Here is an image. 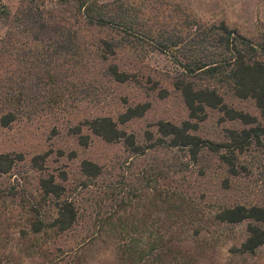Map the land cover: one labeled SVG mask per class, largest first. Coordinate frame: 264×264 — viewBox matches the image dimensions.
I'll use <instances>...</instances> for the list:
<instances>
[{"label": "trees", "instance_id": "16d2710c", "mask_svg": "<svg viewBox=\"0 0 264 264\" xmlns=\"http://www.w3.org/2000/svg\"><path fill=\"white\" fill-rule=\"evenodd\" d=\"M0 21L6 28L0 38V130L26 126L39 115H63L73 102L91 101L97 105L95 112H80L78 120L69 122L68 132L77 146L88 151L97 142L122 145L128 153L126 165L164 150L171 154L168 162L175 166L181 161V168H169L161 174L163 181L177 175L187 183L183 176L188 175L196 185L209 175L215 162L226 174L220 189L227 191L245 175V157L264 159V123L260 121L264 122V34L253 40L225 22L207 23L183 0H59L52 8L46 0H22L13 14L3 7ZM154 52L169 57L174 74L162 75L163 79L147 74V60ZM114 86L128 94L109 96ZM172 91L184 104L186 120L179 124L159 120L156 134L147 131L143 139L125 129L149 113L154 98L168 99ZM109 98L114 102L112 108L97 110ZM239 102L248 109H239ZM212 112L221 114L225 123L239 125L226 128L218 142L196 134ZM52 131L60 132L58 126ZM54 155L51 149L30 160L38 173L37 194L22 191L29 232L37 237L51 231L69 233L80 219L74 196L79 186L68 190L67 175L46 168ZM56 155L66 157L62 150ZM68 158L76 161L79 154L72 150ZM26 159L20 151L0 152V175L13 174ZM120 164L118 160L102 163L83 158L80 171L98 180ZM152 183L146 188L155 195L153 203L159 202L161 191L152 188ZM16 194L15 186L0 188V196L16 198ZM129 198L120 191L113 196V211L106 214L103 228L108 231L114 223L126 220L120 213ZM162 199H166L163 194ZM213 220L228 226L248 223L247 240L237 254L254 256L264 247V202L224 206ZM126 221L122 232L129 236L138 231L131 219ZM171 242L161 248L151 245L146 252L148 262L175 259ZM134 243L126 242L121 248V260L145 256Z\"/></svg>", "mask_w": 264, "mask_h": 264}, {"label": "rangeland", "instance_id": "374dc122", "mask_svg": "<svg viewBox=\"0 0 264 264\" xmlns=\"http://www.w3.org/2000/svg\"><path fill=\"white\" fill-rule=\"evenodd\" d=\"M21 1L0 0V10L7 7L13 14ZM46 1L47 6L52 8L59 0ZM183 1L190 4L195 14L207 23L225 22L253 40L261 39L264 34V0ZM5 31L6 28L0 21V38L4 36ZM147 66V74L158 79H163L162 75L167 73H175V67L169 57L158 52L149 56ZM165 86L168 88L169 84L166 83ZM120 90L113 88L109 96L128 94L126 90ZM170 94L165 100L154 98L149 113L143 119L127 125L125 129L143 139L147 131L156 134L155 124L159 120L176 124L186 120L188 113L181 98L173 91ZM110 100L112 99L109 98L105 105L99 106L97 110L107 112L111 109L114 102ZM80 101L73 102L71 109L63 115H39L26 126L17 125L11 131L0 130V152L14 150L27 156L26 161L20 163L13 174L0 175V188L10 185L15 186L17 190L16 198L0 196V264H264V247L254 256L245 257L236 253L247 240L248 223L228 226L215 224L213 220L215 214L224 206H252L264 202L262 156L261 161L250 155L245 157L243 162L248 168L245 175L241 180L233 182L231 189L227 191L220 189L226 174L215 162L211 164L209 175L199 179L196 185L190 176H183L182 173L180 174L185 177L187 183L177 175H174L173 179L163 181L160 179L161 174L168 172L169 168H181V161L175 166L168 162L171 154H164V150H158L144 159L136 158L133 164L126 165L128 153L122 145L110 146L97 142L91 150L80 149L75 139L69 135V122L78 120L80 112H95L94 107H97L91 101ZM236 106L239 109H248L246 103L239 102ZM249 110L253 112V107ZM260 121L264 123L263 119ZM54 126H58L60 132L52 133ZM237 126L239 125L236 123L223 122L221 114L212 112L206 122L200 124L196 134L205 140L218 142L222 140L226 128ZM51 149L55 155L49 164H46V168L55 174L65 173V185L68 190L79 186L74 196L80 219L76 228L69 233L57 234L51 231L37 237L29 232L27 212L21 199L22 191L25 189V193L37 194L38 173L34 171L30 160L35 155ZM58 150L65 152L66 157L59 158L56 155ZM72 150L79 154L76 161L68 158ZM83 158H93L102 163L118 160L121 164L114 166L104 178L92 180L81 174L80 160ZM185 170L192 171L194 168L185 167ZM124 176L126 180H123ZM150 183L152 188L161 191L159 202L153 203L156 200L155 195L146 188ZM109 184H112V187H109ZM130 187L132 191H129ZM168 190L170 191L167 192ZM119 191L130 196L120 215L139 226L138 231L130 233L129 236L120 228L126 220L119 221V225H116L118 222L114 223L108 227V231L107 227L102 226V221H106V214L113 211V196ZM162 194L165 195V200L162 199ZM194 235L197 237H193ZM155 239L158 241L154 245ZM171 240L175 259L165 258V261L159 263L148 262L146 252H149L151 245L161 248V244ZM131 241L135 242L132 245L134 248L145 251V256L142 259L121 260V248Z\"/></svg>", "mask_w": 264, "mask_h": 264}]
</instances>
